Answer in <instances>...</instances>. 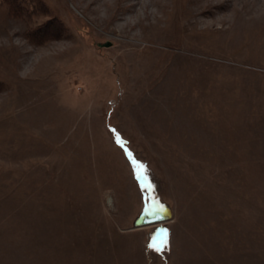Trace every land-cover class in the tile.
Segmentation results:
<instances>
[{"label": "rangeland", "instance_id": "obj_1", "mask_svg": "<svg viewBox=\"0 0 264 264\" xmlns=\"http://www.w3.org/2000/svg\"><path fill=\"white\" fill-rule=\"evenodd\" d=\"M43 1L0 0V264H264V0Z\"/></svg>", "mask_w": 264, "mask_h": 264}, {"label": "trees", "instance_id": "obj_2", "mask_svg": "<svg viewBox=\"0 0 264 264\" xmlns=\"http://www.w3.org/2000/svg\"><path fill=\"white\" fill-rule=\"evenodd\" d=\"M4 1H6L8 3V5L10 6L12 13H15L19 17H22L23 15L26 17V16L34 13V12L47 13V11H48L47 7L45 6V2L43 0H4ZM45 23L47 26H44L43 28H47L48 24H49V26L50 25L59 26V28L56 31L52 32L53 37L54 36L58 37L64 33V32L62 33L61 28H63V24L59 18L51 17V18L47 19ZM40 29H42V28H36L35 27L34 29H30V31H26L27 37L33 42H39V41H37V38H42L43 35H45L44 33H49L48 29L45 32H43ZM37 32L40 33V36H37V34H36ZM154 205L161 206L159 203H155ZM51 207H53L52 209L54 210V213L56 216H58V217L61 216L63 219H66V209L62 210L60 208V206H57L56 204L51 205ZM162 208H164V207H162ZM165 209L168 210L167 208H165ZM27 237H30V236H28L27 234H25V235L21 234L20 242L22 244L25 243L29 247H27V249L25 248V251L21 252L22 253L21 256H16L10 262L6 261L7 264H10V263H12V264H33V262L36 263V259L33 258L32 253H33V250L35 252H37V244L34 246V242L30 241ZM1 259L2 258L0 257V262H2Z\"/></svg>", "mask_w": 264, "mask_h": 264}, {"label": "water", "instance_id": "obj_3", "mask_svg": "<svg viewBox=\"0 0 264 264\" xmlns=\"http://www.w3.org/2000/svg\"><path fill=\"white\" fill-rule=\"evenodd\" d=\"M101 45H108V43H100ZM154 207V208H153ZM151 210L146 209L140 219L137 221L138 226L158 224L165 222L171 217V214L165 208L159 205H154Z\"/></svg>", "mask_w": 264, "mask_h": 264}, {"label": "bare ground", "instance_id": "obj_4", "mask_svg": "<svg viewBox=\"0 0 264 264\" xmlns=\"http://www.w3.org/2000/svg\"><path fill=\"white\" fill-rule=\"evenodd\" d=\"M100 1V0H99ZM115 0H102L98 2V10L101 5H104V7H109V5H113ZM124 1V0H123ZM113 7V6H112ZM115 9V8H114ZM114 14V13H113ZM108 19V16H107Z\"/></svg>", "mask_w": 264, "mask_h": 264}]
</instances>
